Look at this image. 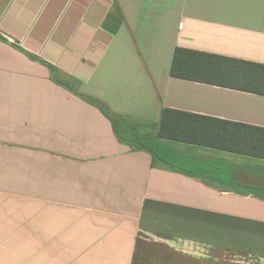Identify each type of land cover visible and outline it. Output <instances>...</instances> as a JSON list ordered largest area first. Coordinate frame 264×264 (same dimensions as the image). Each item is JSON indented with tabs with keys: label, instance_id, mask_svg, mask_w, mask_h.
<instances>
[{
	"label": "crops",
	"instance_id": "1",
	"mask_svg": "<svg viewBox=\"0 0 264 264\" xmlns=\"http://www.w3.org/2000/svg\"><path fill=\"white\" fill-rule=\"evenodd\" d=\"M176 47L264 64V0H0V181L31 197L0 190V264H264V158L154 135L264 128V95L172 77Z\"/></svg>",
	"mask_w": 264,
	"mask_h": 264
},
{
	"label": "trees",
	"instance_id": "2",
	"mask_svg": "<svg viewBox=\"0 0 264 264\" xmlns=\"http://www.w3.org/2000/svg\"><path fill=\"white\" fill-rule=\"evenodd\" d=\"M170 75L264 95V64L176 47ZM92 100V99H90ZM94 101V100H92ZM99 104V103H97ZM99 107L102 109L101 105ZM121 140L141 136L123 119L107 115ZM123 121V122H122ZM155 138L184 141L264 158V128L163 107L155 123Z\"/></svg>",
	"mask_w": 264,
	"mask_h": 264
},
{
	"label": "rangeland",
	"instance_id": "3",
	"mask_svg": "<svg viewBox=\"0 0 264 264\" xmlns=\"http://www.w3.org/2000/svg\"><path fill=\"white\" fill-rule=\"evenodd\" d=\"M137 128V127H136ZM139 133V132H137ZM140 134V133H139ZM7 156V155H6ZM18 160V158L16 159ZM22 162V161H21ZM26 164L25 162H22ZM2 164H6L5 161L0 157V166ZM8 166V164H6ZM12 164H9L11 166ZM8 176H11L12 174H6ZM28 180H1L0 181V190H4V195L2 194V197L5 198L6 203H16V202H22L27 203L28 200L31 197H29L28 193ZM23 190H26L25 195H17L18 193H22Z\"/></svg>",
	"mask_w": 264,
	"mask_h": 264
}]
</instances>
